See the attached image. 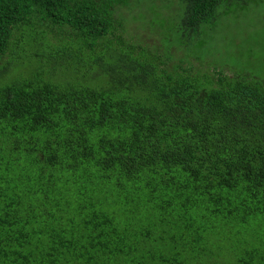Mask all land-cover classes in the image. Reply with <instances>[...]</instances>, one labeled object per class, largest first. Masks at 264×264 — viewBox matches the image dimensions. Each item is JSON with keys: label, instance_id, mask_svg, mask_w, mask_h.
Listing matches in <instances>:
<instances>
[{"label": "trees", "instance_id": "obj_1", "mask_svg": "<svg viewBox=\"0 0 264 264\" xmlns=\"http://www.w3.org/2000/svg\"><path fill=\"white\" fill-rule=\"evenodd\" d=\"M260 3L0 0V264H264V80L185 50Z\"/></svg>", "mask_w": 264, "mask_h": 264}, {"label": "rangeland", "instance_id": "obj_2", "mask_svg": "<svg viewBox=\"0 0 264 264\" xmlns=\"http://www.w3.org/2000/svg\"><path fill=\"white\" fill-rule=\"evenodd\" d=\"M167 6H170L168 1L161 6L152 4V6L148 5L146 7L145 15L141 18L146 20L136 24V27L142 33L140 34L142 38L152 41L154 44L155 42L150 34L152 35V30H154L156 25L162 29L163 34L168 38L175 39L180 37L181 30H177L176 22H180L182 13L178 7H175V10L177 8V13L172 11V19L168 18L169 21H165L161 15H165L162 9L164 7L167 8ZM232 8L234 9V7ZM147 27L149 30L152 29L151 32H149ZM216 32L218 33L214 36L213 42L218 44V46L215 45L213 48V45L208 41L205 44V38H207L205 34L203 39L199 41L202 44L197 43L196 49L188 46L185 50L190 51L188 53L197 55L199 59H205V62L210 63L212 61V63H216L218 67H233L236 71L248 72L264 80V3L240 7L221 22ZM166 40L168 39L166 38ZM161 41H164L163 44L167 42L163 39L160 40V43ZM212 52H215L214 55L208 58L205 57Z\"/></svg>", "mask_w": 264, "mask_h": 264}]
</instances>
